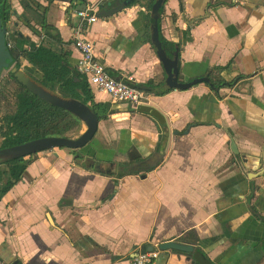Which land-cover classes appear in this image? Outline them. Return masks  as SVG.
<instances>
[{"label":"crops","instance_id":"crops-1","mask_svg":"<svg viewBox=\"0 0 264 264\" xmlns=\"http://www.w3.org/2000/svg\"><path fill=\"white\" fill-rule=\"evenodd\" d=\"M87 2L98 6L104 0ZM58 4L48 20L68 43L61 51L75 65L80 58L72 32L77 17L74 12L70 26L63 3ZM14 8L23 11L20 3ZM15 23H7L13 46L12 41L21 42L14 31L36 41L29 29ZM159 23L167 38L179 40L180 79L204 77L215 67L223 68L227 82L249 77L217 94L206 84L164 95L143 92V104L169 120L166 154L155 120L124 110L126 105L104 112L86 147L60 156L40 152L26 173L33 183L6 197L10 215L0 223V245L10 229L14 246H23L24 228L25 251L18 253L25 264H132L134 249L164 241L193 243L201 248L196 258L205 251L216 264H258L264 257V227L244 211L246 177L235 163L228 135L241 155L257 165L264 153V0H166ZM151 24L148 3L136 0L89 27L96 57L113 77L131 86L163 82L150 45ZM168 89L164 84L159 90ZM94 96L97 105L111 100L98 90ZM111 162L125 164V172L132 174L118 176L121 170ZM257 183L261 188L253 206L264 214V179ZM159 264L195 261L167 253Z\"/></svg>","mask_w":264,"mask_h":264},{"label":"water","instance_id":"water-1","mask_svg":"<svg viewBox=\"0 0 264 264\" xmlns=\"http://www.w3.org/2000/svg\"><path fill=\"white\" fill-rule=\"evenodd\" d=\"M76 1H83L84 4L85 1H89V0H19L21 4L27 3L28 5H30V9H31V11H25L23 8L22 13L20 14L13 7L12 2L10 0L9 3L11 4V10H12L11 11L12 15L10 17L11 23L16 22L15 24L16 27L17 26L19 27L18 29H20L21 26L26 27L27 29H29L30 34L36 37V41L34 42L30 35L27 34L24 35L21 32L14 31L15 33L12 35H15L16 37H18V39L21 40V42L19 43L17 41H12L14 47L18 48L19 50H25V49L34 50L39 47L42 41H44V43H50L54 47L57 46L59 47L60 50H62L63 45L68 43L63 40L60 30L55 25H53L50 22V20H48V13H50V9L51 7H54V5L60 6L58 2L63 3L61 4V7L65 8L68 17V22L71 26L75 19V17H73V13L76 10L77 11L81 10L84 6L83 5V6L75 7L74 2ZM135 1L136 0H116L114 3H112V2H105L104 0L105 3L103 2L100 5L96 6L97 10L94 13L99 19L102 17L108 18L114 14L124 11ZM140 1L145 5L148 3V8L150 9V19L152 20V24L150 25V45L154 49L158 61L160 62L163 71L162 73L164 80L163 82H159V83L157 81L152 80L145 83H136V85L139 84L141 86H144L146 84L148 85L149 83H151L150 85H153L156 87V89H159L165 84L170 89L189 90L199 84H210L209 77H200V78H195L193 80H190L189 78H185V79L179 78V74H180V70H179L180 54L178 48L179 40L178 38H176L177 40L176 39L170 40L169 38H167L162 33L161 24L159 23L162 16L160 10L165 5L166 0H152V1L140 0ZM71 6L72 8H74V10L71 9L70 12V10L68 9ZM23 13L26 14V17H28L29 19L34 17L32 13H35L37 16H40L41 18L44 19L43 21L46 24V27L42 28L40 25H38L36 19H33L30 22L29 26L25 25L21 20ZM171 27L174 29L175 35H177L178 32L176 30L174 21H172ZM50 28H54L56 30L51 32V35L56 37L55 40L51 39L47 35ZM7 35H8V30L2 20L1 11H0V81L2 79L4 72L8 71V73H11L14 76V78L17 80V82L23 87H25L30 93L37 96L42 101L69 113L72 116L73 120L76 121L77 123V125H74L73 127L75 128L74 130H76L79 127V124L81 128L80 130H78V134H76L77 136L74 138L68 136H50V137L36 139L11 148L2 149L0 150V165L16 159L29 157L34 154H38L40 152L50 151L56 148H65L67 150L76 151L86 147V145H88L94 139L99 129V121H100L99 114L97 110L94 108L93 102L87 99L84 91L80 88L76 90L78 94L76 96L63 92L58 88L51 86L44 80L43 74L38 69L34 68L27 61H24L23 65L18 64L12 54L10 48V42H8ZM24 39L26 40L27 43L22 42V40ZM86 40L89 41L95 49V44L90 39L89 33H87ZM163 41H165L168 44H171L172 46L166 47ZM60 42L61 44L59 45ZM15 43L20 45L25 44L26 46L24 48L18 47L19 45L16 46ZM101 62L104 63L103 61ZM26 65L29 66V68L26 67ZM73 66L75 67V65ZM105 66L107 67L108 70H111L108 67V65L105 64ZM76 81H80V79L77 78ZM86 83L94 99L95 90L98 89L95 88L93 85H91L87 80ZM109 97L111 98V100L103 102L104 104H102V106L106 108L108 112H113V111L116 112L118 109L122 108L121 105H126V107H123L124 110L126 111L131 110L132 113H142L144 115H149L153 120H155V123L158 124L159 129L162 132V140H163L162 150L166 154L168 150V146L170 144L171 133H172L171 127L168 122L169 121L168 118L163 113L154 109L153 107L143 104L145 102H142L141 105L132 104L129 102H121L114 100V98H112V96L110 95ZM150 108H153L152 109L153 113L149 111ZM173 134L176 135L177 132H174ZM90 159H92L93 161L98 160L104 162L102 160H99V158L97 157H90ZM111 163L113 165L117 164L119 166L121 172L118 174V176L121 175L125 176L132 174L125 172V170L127 169L125 164L120 166L118 162H114V163L111 162ZM153 167L154 166H151L148 169L151 170ZM196 248L197 247L195 246V244L187 241H168L161 243L158 247L151 245L147 248V250L141 251L139 254H145L150 252L156 253L157 249L162 252L170 251V250L179 251L181 252V254L186 255L188 259L192 257V259H194L195 261V264H198L196 258L198 249ZM162 257L163 255H161L160 257L158 256L157 264L161 262Z\"/></svg>","mask_w":264,"mask_h":264},{"label":"trees","instance_id":"trees-1","mask_svg":"<svg viewBox=\"0 0 264 264\" xmlns=\"http://www.w3.org/2000/svg\"><path fill=\"white\" fill-rule=\"evenodd\" d=\"M4 11L3 21L10 20L11 17V4L10 0H4ZM25 11H31L30 5L27 3H22ZM161 14L164 13V6L160 10ZM33 18L26 17V14L22 15V22L29 26L33 19L37 20V24L42 28L46 27L44 19L37 16L35 13ZM56 31L54 28H50L47 35L55 40L56 37L51 35V32ZM18 38V37H17ZM23 43H27L26 40H22ZM164 45L172 46L171 44L163 41ZM61 42L59 43V45ZM13 56L16 62L23 65L24 61L30 63L34 68L38 69L42 74L44 80L53 87L59 90L72 94L78 95L76 90L82 89L88 100L93 102L94 108L99 111L100 118L103 119L105 116L106 108L102 105H97L94 102L93 96L91 95L89 88L86 83V79L77 73L75 67L70 63L68 56H66L57 46H53L50 43L41 42L37 49L30 50H19L14 48ZM223 71L222 67H215L208 71L204 77H209L210 86L214 92L217 94L220 89L232 87L238 83V81L227 82L221 76ZM9 78L14 81L16 86L15 92V103L14 110L11 114H5L0 117V135H3L5 140V147L22 144L37 138L45 137L49 134L55 133V131L60 130V120L64 114H69L61 109H58L30 93L25 87L20 85L11 73ZM79 78L80 81H76ZM244 77H239L238 80ZM141 86L139 84L134 85L137 89L144 93L152 92L156 95H164L171 91L168 89L165 92L156 89L155 86L150 85ZM148 87V88H147ZM153 89V90H152ZM152 90V91H151ZM0 92H3L2 90ZM1 95V93H0ZM70 115V114H69ZM16 171V170H15ZM22 172V169L19 170Z\"/></svg>","mask_w":264,"mask_h":264},{"label":"flooded vegetation","instance_id":"flooded-vegetation-1","mask_svg":"<svg viewBox=\"0 0 264 264\" xmlns=\"http://www.w3.org/2000/svg\"><path fill=\"white\" fill-rule=\"evenodd\" d=\"M4 5H5V1L0 0L1 17H3L2 12L4 11ZM74 5H75V7L83 6V1H76V2H74ZM21 6H22V4H21ZM22 10H23V6H22ZM8 21H10V20H8ZM8 21H6V22L3 21L4 24L6 25V27H7ZM7 37H8V35H7ZM8 42H10L9 38H8ZM21 46L23 47L24 45L22 44ZM10 48H11V51L13 54L15 47L11 44V42H10ZM239 77H244V78L238 80ZM239 77L236 79L238 82H240L243 79L248 78L249 76L248 77L247 76H239ZM97 112L99 114V111H97ZM100 115H99V120H101ZM2 116L3 115H1V112H0V117H2ZM104 118H105V116H104ZM69 119L72 120L73 119L72 116L69 114H64V116L60 120V130L55 131V133L49 134L45 137H50V136H68L69 137V135H70L69 133L72 132V129H71L72 125L68 124ZM64 122L67 124H63ZM99 123H100V121H99ZM175 132H177V131H175ZM178 134H180V133L177 132L176 135H178ZM228 135L231 138L230 146H231L232 153L235 155V159H236L235 163H236V165H238V167L241 169V171L244 173V175L246 177V183H244L246 187H245L244 199H243L244 200V208H245L244 211H246V213H248L250 215V218H252L253 221L259 222L260 225H262L264 227V214L257 211V209L253 206V200H254L256 194L258 193L259 189L261 188L257 182L259 179H264V153L262 155V159H259L258 164L252 165L251 163L253 162L254 159L249 158L250 160H248L247 157L242 156L238 150V147H237V145L233 139L234 137L230 131H228ZM45 137H42V138H45ZM37 139H40V138H37ZM5 140H6V138L3 135H0V150L21 145V144H17V145L15 144L12 146L5 147L4 146ZM34 140H36V139H34ZM31 141H33V140H31ZM28 142H30V141H28ZM25 143H27V142H25ZM22 144H24V143H22ZM50 151L51 152L48 151L49 155L51 154V156H60L59 153H61V152L65 153L66 151H69V150H67L65 148H56V149H53ZM74 154H76V153H74ZM39 156H40V154L38 153V154H34L32 156H29V157L16 159V160H13V161H10V162H7V163L0 165V223L4 224L10 215L9 205L11 203L7 202L5 200L6 197L15 196L16 191H18V188L20 187V185H23L25 183H27V184L33 183V182L30 183L26 180V173H27L28 168L31 166V164L34 163L37 159H39ZM21 169H22V172L19 171ZM35 189L36 188L33 187V191H35ZM46 216H47L46 218L48 219V221L50 223H53L52 215L50 213L49 214L47 213ZM19 222H21V221H19ZM7 232H8L7 233L8 236L6 234V240L3 241V243H1L2 245H0V249L2 250L0 253V264H25L23 262L22 258L20 257L19 253H18L19 249H21L20 252L24 253V251H25L23 249L25 246V244H24V241H25L24 240V238H25L24 228H22V234H21L23 236V237L21 236V238H23L22 239L23 246L20 245L19 248H16L14 246V244L11 240L12 237L9 236L12 231L9 229V231H7ZM164 242H168V241H164ZM164 242H161V243H164ZM159 245H156V246L158 247ZM149 246H151V245L142 246L143 248H136L132 251L131 255L137 256L141 251L147 250V248ZM196 247H197L196 249L201 250V248L199 246H196ZM263 248H264V244H263ZM156 253H158L159 257L161 255H165L167 253L181 254V252H179V251L170 250V251L162 252V251H159L158 249L156 250ZM202 254H203L202 258H200V259L197 258L198 264H203L205 261L209 262L210 264H216V263H214V261L211 260V258L208 256V254L205 251ZM258 264H264V257L259 261Z\"/></svg>","mask_w":264,"mask_h":264},{"label":"built area","instance_id":"built-area-1","mask_svg":"<svg viewBox=\"0 0 264 264\" xmlns=\"http://www.w3.org/2000/svg\"><path fill=\"white\" fill-rule=\"evenodd\" d=\"M83 5L81 10L75 11L77 21L72 27L73 44L80 53V58L75 63L77 73L114 100L132 104L145 102L146 97L141 90L114 78L105 64L96 57L93 45L86 38L89 27L99 20L94 13L97 7L87 1ZM157 258L158 254L155 252L138 254L133 258L132 264H154Z\"/></svg>","mask_w":264,"mask_h":264},{"label":"rangeland","instance_id":"rangeland-1","mask_svg":"<svg viewBox=\"0 0 264 264\" xmlns=\"http://www.w3.org/2000/svg\"><path fill=\"white\" fill-rule=\"evenodd\" d=\"M13 7L15 5H17V3H20L19 0H11ZM21 4V3H20ZM24 46H26L25 44H23ZM24 48V47H22ZM14 81H12L9 78V74L8 71H5L2 79L0 81V91L2 90L3 92H0V112L1 115H5V114H11L14 110V103H15V92H16V86L13 83ZM63 124H67V123H63ZM68 124L72 125V132H70L69 137H76L78 134V130H80V124L79 127L74 130L75 128L74 125H77L76 121H74L73 119H69L68 120ZM77 127V126H76Z\"/></svg>","mask_w":264,"mask_h":264},{"label":"bare ground","instance_id":"bare-ground-1","mask_svg":"<svg viewBox=\"0 0 264 264\" xmlns=\"http://www.w3.org/2000/svg\"><path fill=\"white\" fill-rule=\"evenodd\" d=\"M26 67H28V68H29V66H27V65H26ZM28 70H30V69H28ZM28 72H29V71H28Z\"/></svg>","mask_w":264,"mask_h":264}]
</instances>
